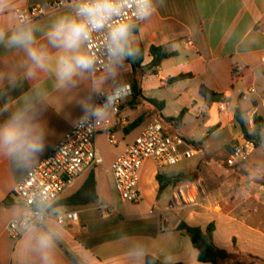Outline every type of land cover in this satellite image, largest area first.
I'll return each mask as SVG.
<instances>
[{
  "label": "crops",
  "instance_id": "1",
  "mask_svg": "<svg viewBox=\"0 0 264 264\" xmlns=\"http://www.w3.org/2000/svg\"><path fill=\"white\" fill-rule=\"evenodd\" d=\"M54 1L58 0H12L11 11L0 16V26L14 27L20 9ZM67 11L33 23L44 29L55 16ZM37 38L46 43L42 32ZM136 39L144 54L142 70L137 73L143 95L164 103V117H178L185 110L179 129L162 123L163 133L194 142L203 140L200 149L196 148L194 157L169 167L160 168L147 160L139 171L140 202L123 201L115 188L111 165L148 123L159 120L154 105L144 102L131 108L128 98L121 104L119 116L109 118L115 143H110L105 133L96 136L102 164L77 178L46 221L31 230H26L28 225L10 229L12 222L28 214V208L13 194L28 171L16 170L0 159V202L10 201V205L0 207V264H41L31 237L33 231L48 230L57 233L55 264H79L78 254L90 264H146L147 256L166 264H211L198 261L197 250L178 227L181 222L202 229L214 223L216 246L236 258L254 255L264 260V150L256 148L234 167L227 164L233 147L245 140L234 118L235 109L246 113L250 129L256 116L264 118V0H165L164 6L141 25ZM153 46L172 53L158 68H150ZM22 57L21 52L0 48V74L12 71ZM133 75L130 64L124 75L128 84ZM180 75L190 77L170 82ZM89 81L85 76L78 87L61 90L50 71L38 79L24 80L10 93L15 104L33 89L47 90L43 120L49 132L48 146L40 162L74 127L81 115L77 101L86 93ZM202 85L224 100L204 97ZM250 88L255 92L244 99ZM140 117L141 124L131 128ZM198 129L205 131L201 139H196ZM134 133L138 134L134 137ZM91 172L96 199L66 203L82 189ZM188 174H194V179L179 178ZM158 175L169 181L161 191ZM87 197L84 194L82 199ZM65 210L77 211L78 221L58 224L54 214Z\"/></svg>",
  "mask_w": 264,
  "mask_h": 264
},
{
  "label": "clouds",
  "instance_id": "2",
  "mask_svg": "<svg viewBox=\"0 0 264 264\" xmlns=\"http://www.w3.org/2000/svg\"><path fill=\"white\" fill-rule=\"evenodd\" d=\"M164 4L165 0H71L68 11L55 16L44 29L23 16L16 17L12 28L0 26V48L23 53L19 65L0 74V159L16 170L31 171L47 149L49 132L43 120L47 90L33 89L15 104L10 96L24 80L38 79L42 73L53 72L61 90L76 88L85 76L90 77L86 93L77 101L81 115L73 123L78 130H93L108 120L130 93L124 75L139 56L136 34ZM11 7L12 0H0V16ZM38 32L46 43L38 41ZM101 33L105 61L98 67L90 42ZM101 67L102 74L97 75ZM50 207L37 202L40 212ZM31 229L34 223L26 226ZM31 239L41 264H55L57 233L33 231ZM78 255L79 264H90Z\"/></svg>",
  "mask_w": 264,
  "mask_h": 264
},
{
  "label": "built area",
  "instance_id": "3",
  "mask_svg": "<svg viewBox=\"0 0 264 264\" xmlns=\"http://www.w3.org/2000/svg\"><path fill=\"white\" fill-rule=\"evenodd\" d=\"M70 3L71 0H58L38 4L20 9L17 14L36 22L64 9H69ZM103 35V33L94 35L90 42L91 50L98 60V67L105 61ZM262 61L264 62V57ZM238 72L235 71L236 74ZM98 73H102V67ZM254 92L255 89H248L243 98L246 99L249 93ZM131 96L132 87L130 85V93L117 104L116 110L112 113L113 116H119L121 104ZM100 133H105L108 135L109 142L115 143L116 139L109 119L97 125L93 130H78L74 126L64 139L33 170L28 171L22 181L16 184L13 194L28 208V214L21 221L12 222L11 230L18 225H32L33 223L42 225L66 189L81 175L102 164V157L95 145L96 136ZM255 149L253 142L244 140L233 147L227 164L234 167L245 162ZM195 154L194 146L179 135L164 134L162 122L154 120L146 125L140 135L126 148L124 154L111 165L110 170L115 188L123 201L139 203L141 200L139 171L147 160L153 161L162 168L176 165L184 159L194 157ZM37 202L50 204L51 207L40 212ZM37 215H41L42 219L37 220ZM54 217L58 224L75 223L78 221V212L65 210L62 213H55Z\"/></svg>",
  "mask_w": 264,
  "mask_h": 264
},
{
  "label": "trees",
  "instance_id": "4",
  "mask_svg": "<svg viewBox=\"0 0 264 264\" xmlns=\"http://www.w3.org/2000/svg\"><path fill=\"white\" fill-rule=\"evenodd\" d=\"M150 54L152 56V60L150 62V68H158L161 66L162 62L172 56V53H169L164 47L153 46L150 49ZM144 61L143 51H139L138 58L131 63V66L134 70V75L131 81L132 87V96L129 98V106L131 108L136 107L139 104L144 102L150 103L156 107V112H159V120L164 124H169L174 129H179L183 122V116L185 114V110L178 117H164L161 114V111L164 107V103L159 102L154 99H149L143 95L142 88L140 85V81L137 78V73L142 70V63ZM190 75H180L175 78L170 79V82L178 81L184 78H188ZM200 93L204 97L212 96L214 99L223 101L224 97L219 95L206 86H201ZM246 113L242 111L240 108H236L234 112L235 121L241 128L242 134L245 140L251 141L255 144L256 148H262L264 150V118L260 116H256L254 118V127L252 129L249 128L247 124V120L245 117ZM143 117L138 118L133 123H131L130 127L134 128L141 124ZM179 134V133H177ZM188 143L192 146L200 149V146L203 143V140L200 142H194L189 139L183 137ZM194 174L181 175L179 178L181 179H194ZM157 180L160 183V191L164 189V187L169 183V181H164L163 176L158 175ZM171 181V180H170ZM86 194L88 197L82 199L83 195ZM96 199L95 194V176L94 172H91L88 180L82 187V189L75 194L70 199L66 200V203L76 204L78 202H88L94 201ZM59 202L56 204L58 205ZM10 205V201L6 200L0 202L1 206ZM180 230H184L189 237L192 246L197 250L198 253V261L202 263H211V264H264V260L258 256L254 255H241L242 257L236 258L234 255L226 251L225 249H221L216 246L214 242V232L215 225L214 223L209 224L206 229H202L198 226H191L185 222H181L178 226ZM146 264H166L163 261L155 258L154 256L146 257ZM181 264V263H177Z\"/></svg>",
  "mask_w": 264,
  "mask_h": 264
},
{
  "label": "rangeland",
  "instance_id": "5",
  "mask_svg": "<svg viewBox=\"0 0 264 264\" xmlns=\"http://www.w3.org/2000/svg\"><path fill=\"white\" fill-rule=\"evenodd\" d=\"M205 131H202L201 129H198V135H197V137H196V139H201L202 138V133H204ZM138 133H134V137L137 135ZM213 162L214 163H216L215 162V160H213Z\"/></svg>",
  "mask_w": 264,
  "mask_h": 264
}]
</instances>
